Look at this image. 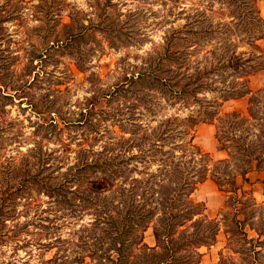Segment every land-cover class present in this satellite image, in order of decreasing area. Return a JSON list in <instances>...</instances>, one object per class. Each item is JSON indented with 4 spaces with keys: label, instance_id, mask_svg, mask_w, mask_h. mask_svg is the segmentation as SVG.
Segmentation results:
<instances>
[{
    "label": "trees",
    "instance_id": "trees-1",
    "mask_svg": "<svg viewBox=\"0 0 264 264\" xmlns=\"http://www.w3.org/2000/svg\"><path fill=\"white\" fill-rule=\"evenodd\" d=\"M110 1L90 5L97 23L75 26L62 19L65 0H0V113L17 104L38 117L30 143L15 122L0 129L3 141L26 147L0 154V247L47 253L57 222L83 219L71 260L58 263L65 259L55 253L40 264H199L200 249L216 242L217 218L228 208L244 243L252 252L261 249L264 202L243 188L250 172L264 168V89L253 92L247 84L264 70V18L256 0L190 6L188 0H153L166 25L161 42L120 67L111 89L87 98L80 120H68L50 99L52 86L60 85L47 69L53 56L93 29L112 45L139 38L106 21ZM25 11L36 23L32 32L25 29ZM181 16L185 24L175 27ZM8 23L15 26L12 34ZM247 96L245 114L222 111ZM60 123L84 128L74 149L57 139ZM200 123L214 125L225 158L215 160L194 143ZM207 181L228 196L216 218L193 199ZM256 214L258 225L252 222ZM245 228L256 237L247 239ZM149 229L153 246L144 242Z\"/></svg>",
    "mask_w": 264,
    "mask_h": 264
},
{
    "label": "rangeland",
    "instance_id": "rangeland-1",
    "mask_svg": "<svg viewBox=\"0 0 264 264\" xmlns=\"http://www.w3.org/2000/svg\"><path fill=\"white\" fill-rule=\"evenodd\" d=\"M25 1L31 2V0ZM65 1L69 6L64 8L62 18L64 22H74L75 26L79 24L86 26L89 22L97 23L95 12L90 7V5L96 4V0ZM97 2H100L99 7H102L105 0H97ZM256 2L260 14L264 18V0H256ZM191 3H197V0H188L186 5L190 6ZM108 5L111 6L106 8V13L109 14V19L106 21L108 23L114 22L113 26L122 25L126 31L125 33L131 31L133 34H137L136 36L139 38L136 41L127 42L128 40H124L122 44L112 45L105 38V34L93 29L86 34V37L72 41V43L60 49L53 56L47 69L50 72V81L53 84L60 85L52 86L51 89L53 91L50 93V99L55 103L54 108L59 109L58 111L61 110L60 113L68 120H80L79 112L83 109V104L87 98L93 95L98 97L103 91L111 89V86L121 77L120 67H126L128 63L140 61L142 56L161 42L164 33L163 29L166 25H161L160 18H158L162 14L159 2L153 3V0H111ZM147 9H152L155 15H150L151 13ZM23 18L26 20V28H24L28 32H32L31 29L36 26V23L32 21L30 11H25ZM184 24V16L177 18L174 22L175 27H180ZM6 27L12 34L15 26L8 23ZM19 36L21 35H15L14 38L18 40ZM259 45L264 51V40L260 41ZM17 49L18 47L14 46L13 51ZM18 55L20 56V54ZM77 65L81 67L82 72L77 69ZM263 71L248 77L247 84L251 91L257 92L264 89V81L261 82L263 78L261 75H264ZM56 90L60 92H56ZM38 95L37 93L36 100L39 98ZM247 99L248 96L238 101L227 102L223 106L222 111L228 113L237 110L245 114L248 106ZM22 106L24 108L25 105ZM4 111L3 114L0 113V129L5 128L6 122H15L19 133L24 135L23 141L30 143L29 136L36 128L38 117H35L28 109L21 110L17 104L6 105ZM94 117L97 119V114ZM59 127L63 129V132L57 136V139L61 138L65 143H71V148L73 149L75 148V143L84 138L86 134L82 126L71 125L65 127L60 123ZM194 136V143L203 152L209 153L215 160L225 158V153L214 139L213 124H198L195 128ZM51 139L55 138L51 137ZM17 141L20 140L9 139L3 141L0 138V154L12 153L13 155L19 146L24 151L25 145L22 143L17 144ZM49 146L54 148L56 145L50 144ZM262 170H254V172H261ZM193 199L197 202H204L207 210L206 215L216 218L219 209H223L225 203H227L228 196L219 194L216 187H213V184L207 181L198 187ZM255 200L258 203H263L261 199L255 198ZM233 215V209H223L222 217L217 218L219 220V232L216 242L210 247L200 249L201 261L199 264H218L221 256L224 261L223 264H264V247L261 249L255 248L253 252L249 249L248 244L244 243L246 238L238 233ZM257 216L259 217L256 214L252 220L254 225H258L259 218L257 219ZM239 218L241 219L240 216ZM57 224L59 228L54 234L55 238L52 237L54 247L49 252L44 253L34 247L18 249V251L11 246L0 247V264H40L44 259L51 258L55 253H57L59 258L65 259L59 260L58 263L70 261L71 255H73L70 249L75 248L72 243H76L77 235L75 233L79 230L80 225L83 224V219L77 222L67 220L57 222ZM244 231L247 239L256 237L247 228ZM144 242L148 246L154 245L155 241L151 229L146 232Z\"/></svg>",
    "mask_w": 264,
    "mask_h": 264
},
{
    "label": "crops",
    "instance_id": "crops-1",
    "mask_svg": "<svg viewBox=\"0 0 264 264\" xmlns=\"http://www.w3.org/2000/svg\"><path fill=\"white\" fill-rule=\"evenodd\" d=\"M261 41H263V40H261ZM262 73L264 74V71ZM261 76L263 77L261 82H263L264 81V75H261ZM247 177H248V179L250 181V184L249 185L248 184L244 185L243 188L245 190H249L256 199L257 198L261 199L264 202V170H262L261 172L252 171V172H250L247 175ZM213 187H216V186L213 184ZM218 193L219 194H223L221 192H218ZM208 217L209 218H214L213 216L212 217L208 216Z\"/></svg>",
    "mask_w": 264,
    "mask_h": 264
}]
</instances>
